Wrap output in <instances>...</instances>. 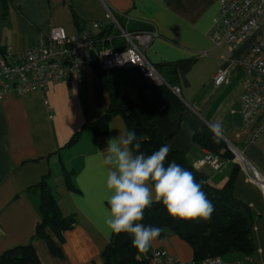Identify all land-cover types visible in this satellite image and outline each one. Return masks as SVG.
<instances>
[{"label": "crops", "instance_id": "1", "mask_svg": "<svg viewBox=\"0 0 264 264\" xmlns=\"http://www.w3.org/2000/svg\"><path fill=\"white\" fill-rule=\"evenodd\" d=\"M111 15L125 16L131 27L142 25L157 32L144 54L155 67L175 63L185 108L156 119V126L166 145L205 173L210 186L223 187L234 176L233 195L255 215L254 244L264 243V196L259 187L233 161L219 172L196 165L207 150L194 144L193 134L211 132L210 123L219 121L224 133L220 139L241 151L264 176V131L255 142L245 143L240 107L243 73L239 63L259 33L233 50L226 42L214 45L208 31L219 19L218 0H0V55L7 49L26 51L53 27H62L72 35L89 28L93 21L107 25ZM201 52L206 56H196ZM224 69L228 75L217 86L214 76ZM132 74H112L125 94L126 85L135 81ZM108 105V95L93 69L84 79L60 81L45 93L6 95L0 102V255L29 243L34 235L40 220L39 197L27 189L47 175L61 214L74 216L75 224L63 233L60 243L54 238L61 258L50 254L45 241H32L41 264H103L100 253L111 233L105 225L108 191L99 151H104L106 141L117 137L125 125L115 116L108 133L97 138L84 126L99 118ZM81 129V140L66 148L71 136ZM62 165L73 171L78 192L67 189ZM148 250H163L181 262L193 259L191 248L177 236L156 239ZM147 256L141 253L139 258Z\"/></svg>", "mask_w": 264, "mask_h": 264}, {"label": "trees", "instance_id": "2", "mask_svg": "<svg viewBox=\"0 0 264 264\" xmlns=\"http://www.w3.org/2000/svg\"><path fill=\"white\" fill-rule=\"evenodd\" d=\"M131 29L146 30L148 28L135 25ZM161 66L156 68L167 85L156 87L147 83L137 71L105 72L97 63L92 64L90 70L93 69L96 72L109 99L107 110L95 121L84 126L89 128L94 138L105 136L108 133L110 121L115 116H119L124 122L125 129L136 133L141 144L139 152L149 155L166 145L155 121L160 117L182 112L185 107L181 99L171 90L177 87L178 81L175 63H165ZM118 72L133 73L137 102L131 100L115 84L116 81L112 74ZM81 136L82 129L71 136L65 147L74 146L81 140ZM192 140L194 144L219 157L221 161L232 162L233 155L227 145L220 138L214 139L212 132L194 133ZM172 161L191 171L198 182H203V191L214 205L215 211L208 220L181 221L170 217L162 202L154 201L152 206L145 210L140 223L145 226L161 227L163 232L157 240L177 236L191 248L195 261L213 256L224 258L233 254L250 257L255 247L252 237L255 215L244 202L233 195L234 176H231L223 187L215 188L209 185L205 173L195 169L181 152L170 148L165 165ZM61 171L67 189L71 192H78L72 181L73 171L66 169L63 165ZM46 178L47 175L27 189L29 192H36L39 197L40 220L35 227L34 235L29 243L4 251L0 255V264H41L32 245L34 239L45 241L53 257H62L57 242H61L64 232L73 228L75 218L74 216L65 217L61 214L56 195ZM141 253L149 255L150 251L141 252L133 247L130 234H111L108 243L100 253V259L103 264H147V258H139Z\"/></svg>", "mask_w": 264, "mask_h": 264}, {"label": "built area", "instance_id": "3", "mask_svg": "<svg viewBox=\"0 0 264 264\" xmlns=\"http://www.w3.org/2000/svg\"><path fill=\"white\" fill-rule=\"evenodd\" d=\"M219 19L208 31L214 45L226 42L231 50L249 40L257 32L259 38L240 61L243 93L240 98L245 143L255 142L264 131V0H218ZM158 37L154 29L132 30L125 16L111 15L107 25L91 22L72 35L62 27H53L22 53L11 49L0 55V102L6 95L22 97L33 92L45 93L60 81L83 79L92 64L103 71H137L153 86L167 85L145 56L144 50ZM196 56H206V52ZM228 70L218 71L214 84L221 85ZM179 98L178 87L171 89ZM44 104L48 110V101ZM227 148L232 161L257 185L264 196V176L232 145ZM226 162L209 151L196 165L207 166L214 172L225 167ZM147 264H260L250 257L242 262H225L223 257H206L200 261L181 262L163 250H152ZM264 264V258L263 262Z\"/></svg>", "mask_w": 264, "mask_h": 264}, {"label": "clouds", "instance_id": "4", "mask_svg": "<svg viewBox=\"0 0 264 264\" xmlns=\"http://www.w3.org/2000/svg\"><path fill=\"white\" fill-rule=\"evenodd\" d=\"M210 130L217 140L224 134L219 121L211 122ZM106 144L99 152L108 191L105 225L111 234H130L133 247L148 251L163 232L161 227L140 223L154 201L162 202L168 215L181 221L211 218L215 208L203 191V182L175 161L165 165L168 145L144 155L138 151L141 144L136 133L127 129Z\"/></svg>", "mask_w": 264, "mask_h": 264}, {"label": "rangeland", "instance_id": "5", "mask_svg": "<svg viewBox=\"0 0 264 264\" xmlns=\"http://www.w3.org/2000/svg\"><path fill=\"white\" fill-rule=\"evenodd\" d=\"M124 89L127 92L126 95L131 100H133L134 102H137L136 85L134 83L129 82ZM88 132L90 133V130H88ZM255 244H256V246L254 247V252L250 256V258L261 264L263 262V258H264V243L263 242H256ZM244 258L245 257H243L241 255L233 254V255H228V256L224 257V261L230 262V263L233 261L242 262L244 260Z\"/></svg>", "mask_w": 264, "mask_h": 264}]
</instances>
